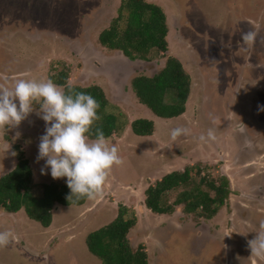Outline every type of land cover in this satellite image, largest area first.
I'll use <instances>...</instances> for the list:
<instances>
[{
    "label": "rangeland",
    "instance_id": "rangeland-1",
    "mask_svg": "<svg viewBox=\"0 0 264 264\" xmlns=\"http://www.w3.org/2000/svg\"><path fill=\"white\" fill-rule=\"evenodd\" d=\"M148 1L167 12L169 55L180 59L194 80L187 112L180 118L157 117L132 89L134 78L155 75L166 58L155 54L150 62H131L100 44L121 0L84 5L80 0L78 5L75 0H0V86L11 87L17 79L48 80L52 62L67 61L73 67L71 84L100 85L125 118L122 130L108 140L123 164L110 170L100 196L82 207L57 205L49 229L25 211H0V231L15 237L0 247V264H102L88 250L86 237L110 224L120 204L136 210L139 224L130 239L135 248L147 249L150 264H251L256 259L248 241L260 231L252 219L264 218V206L247 208L246 202L252 193L249 183L264 179V119L259 111L264 79L258 78L264 74V0ZM247 31L256 33L251 46L241 40ZM168 97L173 102L174 95ZM38 111L39 105L18 127L0 131V178L18 165V156L11 153L20 146L34 172L35 194L42 196L44 184L65 185L67 178L54 180L50 169L41 174L45 161L37 162V156L45 122ZM138 119L154 121L152 137L133 132L131 124ZM176 127L187 128L188 134L172 140ZM209 129L216 139L200 140ZM189 168L201 170L193 177L207 191L208 182L229 178L232 194L220 213L206 220L186 214L184 207L169 216L149 211V186ZM178 193H170L169 200L175 201ZM211 236L216 237L207 256L203 248Z\"/></svg>",
    "mask_w": 264,
    "mask_h": 264
},
{
    "label": "trees",
    "instance_id": "trees-1",
    "mask_svg": "<svg viewBox=\"0 0 264 264\" xmlns=\"http://www.w3.org/2000/svg\"><path fill=\"white\" fill-rule=\"evenodd\" d=\"M169 32L167 13L162 6L148 0H121L117 16L99 36L104 48L119 51L133 62H150L155 54L166 58V66L155 75L134 78L132 89L141 105L148 107L157 117L167 120L186 114L194 86L191 73L184 63L169 55ZM72 75L73 67L67 61L52 62L49 79L66 93L71 89L89 93L97 99L101 105L98 110L100 119L93 125V130L102 128L107 140L112 139L122 130L124 116L117 113L119 110L114 108L103 87L73 85L70 82ZM169 95H174L173 102H167ZM131 127L140 137H152L156 130L154 121L149 119H138ZM14 151L18 156V165L0 178V210L10 214L25 211L28 218L49 229L54 222L53 211L57 205L82 207L90 200L73 197L69 201L67 196L70 189L67 184L58 183L44 184L43 195L37 196L29 160L20 146H14ZM194 171L197 177L201 175V170L189 168L183 173L167 174L156 185L149 186L145 191L147 209L156 215L169 216L184 207L188 215L206 220L215 218L232 194L230 180L221 176L220 183L208 182L207 191L196 183ZM177 191L175 201L171 202L169 194ZM138 224L136 210L120 204L118 215L110 224L86 237L88 250L102 264H150L147 249L143 245L135 248L130 239L131 231Z\"/></svg>",
    "mask_w": 264,
    "mask_h": 264
},
{
    "label": "clouds",
    "instance_id": "clouds-1",
    "mask_svg": "<svg viewBox=\"0 0 264 264\" xmlns=\"http://www.w3.org/2000/svg\"><path fill=\"white\" fill-rule=\"evenodd\" d=\"M241 40L251 46L256 40L254 31L242 32ZM39 105L37 115L45 122V134L40 137L37 162L45 161L41 174L54 180L67 178L73 197L95 199L103 192L110 170L123 164L115 146H109L102 128L93 125L100 119L101 105L91 94L64 91L51 79H17L11 87L0 86V131L18 127ZM264 111V106L259 107ZM188 129L176 127L171 139L186 136ZM19 135V133H17ZM94 136V139L92 138ZM202 141H214V130L209 129ZM16 156V152L11 153ZM264 228V222H261ZM15 237L10 231H0V247L8 246ZM251 256L264 260V232L248 241Z\"/></svg>",
    "mask_w": 264,
    "mask_h": 264
},
{
    "label": "flooded vegetation",
    "instance_id": "flooded-vegetation-1",
    "mask_svg": "<svg viewBox=\"0 0 264 264\" xmlns=\"http://www.w3.org/2000/svg\"><path fill=\"white\" fill-rule=\"evenodd\" d=\"M76 2V4H77V0H75ZM84 1H85V3L88 1L89 2V0H80V2H81V4L82 5H84L85 3H84ZM80 4V5H81ZM78 5V4H77ZM76 8V7H75ZM119 52V51H118ZM123 54V53H122ZM124 55V54H123ZM125 56V55H124ZM126 57V56H125ZM127 58V57H126ZM124 61V60H123ZM129 61H131L130 59H129ZM131 62H133V61H131ZM244 67H246V65L244 64ZM258 73V72H257ZM258 75H259V77L258 78H260V80L262 81L263 79H264V74L262 75L261 73H258ZM260 87L261 88H263V90H262V95H264V83L262 82V84L260 85ZM260 103H262L263 105H264V101L262 100V98H261V100H260ZM217 113L215 112V115H216ZM217 115H219V114H217ZM260 119L261 120H263L264 119V111H262L261 113H260ZM250 184V190L252 191V193L251 194H248V200H247V202H246V207L247 208H249V207H251L252 205H255V204H262V205H260L259 207H263L264 206V179L263 180H260V182H258V183H249ZM258 191V192H257ZM256 192V193H255ZM256 196V197H255ZM255 197V198H254ZM253 218V217H252ZM253 220H255L256 222H253ZM264 220V218H260V216H257L256 215V218L255 219H252V222L254 223V225L256 224V225H258V223L261 225V221L262 222H264L263 221ZM258 222V223H257ZM251 223V222H250ZM258 228H260V229H258ZM257 230H260V231H262L263 230V228H261L259 225H258V227H257ZM259 231V232H260ZM207 244V243H206ZM209 247H211L210 246V244H207L206 246H204V248L203 249H206V251H205V253H206V255H207V253H208V251H207V249L209 248ZM219 254H221L220 253V251L218 252ZM208 256V255H207ZM206 256V257H207ZM220 256V255H219ZM211 258H213V257H211ZM210 259H208V260H204L205 261V263H208V261H209ZM251 264H264V260H258L257 258L256 259H253V261H252V263Z\"/></svg>",
    "mask_w": 264,
    "mask_h": 264
},
{
    "label": "crops",
    "instance_id": "crops-1",
    "mask_svg": "<svg viewBox=\"0 0 264 264\" xmlns=\"http://www.w3.org/2000/svg\"><path fill=\"white\" fill-rule=\"evenodd\" d=\"M152 3H153V2H152ZM155 4H156V3H155ZM158 5H159V4H158ZM164 10H165V9H164ZM166 13H167V12H166ZM169 28H170V27H169ZM170 33H171V28H170V32H169V34H170ZM168 37H169V36H168ZM260 82H262V81H260ZM261 84H262V83H261ZM193 87H194V86H193ZM0 211H2V210H0ZM149 211H150V210H149ZM2 212H3L4 214L7 213V212H4V211H2ZM8 214H10V213H8ZM213 237H216V236H211V237H208V238L206 237V238L208 239L207 243L210 242L209 244H211V242H214L215 240L212 241V240L214 239ZM211 239H212V240H211ZM214 244H215V243H214ZM221 261H222V260H221Z\"/></svg>",
    "mask_w": 264,
    "mask_h": 264
}]
</instances>
